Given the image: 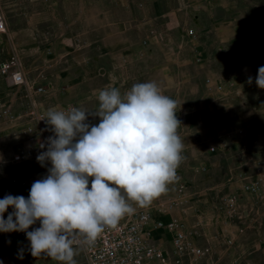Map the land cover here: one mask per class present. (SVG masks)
I'll return each mask as SVG.
<instances>
[{"label":"rangeland","instance_id":"374dc122","mask_svg":"<svg viewBox=\"0 0 264 264\" xmlns=\"http://www.w3.org/2000/svg\"><path fill=\"white\" fill-rule=\"evenodd\" d=\"M0 1L8 23L7 32L0 34V62L17 54L31 83H37L39 74L47 77L38 67L43 59L39 53H45L46 48L39 40L44 41L52 33L57 36L52 32L56 26L35 32L41 52L30 55L28 48L18 44L22 34L19 29L28 22L29 0ZM117 1L121 12L142 11L143 15L133 20L143 19L144 44L161 45L152 48V54L173 56L182 62L179 80L174 85L181 102L177 116L181 121L178 133L184 143V158L177 169L178 180L144 207L151 210L155 220L174 217L184 221L189 237L197 245L209 248L194 264H264V210H258L252 196L244 190L259 165H264V89L255 82L259 67L264 66V0H147L144 4ZM35 17L42 20L38 11ZM118 18L122 20V33L114 31L113 40L129 39L132 17ZM76 19L77 16L66 17L71 28L62 33L78 34L73 28ZM61 67L63 70L65 65ZM60 70L58 67L50 71L48 79L42 81L47 88L41 94L31 93L24 86H12L0 75V199L8 194L27 198L33 182L45 176L35 159L39 143H31L22 132L32 122L30 114L34 107L48 111L75 105L88 111L98 110V95L94 99L77 96L78 99L59 103L58 99L68 97L66 94L72 88L68 86L70 80L55 81ZM106 82L100 80L104 87ZM188 101L192 104L189 110L185 108ZM89 121L95 124L99 118L90 117ZM225 140V144L221 143ZM228 193H237L242 204L237 220V228L242 231L237 232L232 243L218 232L217 225V219L225 217L218 199ZM208 197H213L216 205L210 204ZM175 199L178 204L170 205ZM12 211L9 208L4 218ZM39 226L37 222L29 231ZM155 233L161 234L171 254L146 264H192L189 257L172 247V232L160 229ZM74 248L76 264H84L82 250ZM0 261L62 264L45 255L32 256L24 232H0Z\"/></svg>","mask_w":264,"mask_h":264},{"label":"clouds","instance_id":"9594fccd","mask_svg":"<svg viewBox=\"0 0 264 264\" xmlns=\"http://www.w3.org/2000/svg\"><path fill=\"white\" fill-rule=\"evenodd\" d=\"M255 82L264 89V66ZM98 101L95 111L49 109L42 120L53 135L38 141L36 157L42 167L50 162L48 174L33 182L27 198L0 199V232L26 233L34 257L76 264L77 237L94 242L106 226L135 211L128 201L146 206L178 180L184 143L174 99L148 81L123 94L105 88Z\"/></svg>","mask_w":264,"mask_h":264},{"label":"crops","instance_id":"0c3cea01","mask_svg":"<svg viewBox=\"0 0 264 264\" xmlns=\"http://www.w3.org/2000/svg\"><path fill=\"white\" fill-rule=\"evenodd\" d=\"M12 1L14 2L15 0ZM38 1L40 3L35 4L36 0H29L28 22L20 27L21 40L17 42L19 46L28 48V54L36 56L37 51L41 52V49L38 47V40L35 39V32L43 30L42 28L45 26L57 27L52 30V32H56L57 36L52 33L54 37L52 35L44 41L39 40V43H44L46 48L45 53H39V56L43 59L38 67L39 70H42L45 74L47 73L45 79H48V76L51 75L49 74L50 71L60 67L61 70L58 76L56 75L55 81L61 83L64 80H70L68 86L72 85V88L66 94L68 97L58 99L60 100L59 103L78 99L76 97L82 95L93 98L98 95L100 90L108 87H117L123 94L136 83L154 81L158 84L163 94L177 102L176 112L179 115L180 95H178V87L174 83L179 80L182 62L173 56L151 53L152 48L155 47L157 49L161 45H158L155 41H153L155 43L144 44L141 30L143 19L133 20L135 16L143 15L142 11L129 9L121 12L122 7H116L117 0ZM120 1L121 3H128L129 0ZM134 1L144 4L147 0ZM117 2L120 6L119 1ZM37 11L42 16L41 21L35 17ZM69 15L77 16L78 18L75 21L76 25H73V28L76 27V30L79 31L76 35L62 33V31H67L71 28V24L68 25L65 20ZM119 16L132 17L131 23H135V26L132 24L128 26L129 34L132 33L129 39L119 41L112 38V35H115L113 34L114 31H117V34L122 33V20L118 18ZM89 34L91 35L88 39L85 36ZM89 46L91 47L89 48ZM60 58L61 61H59ZM61 65H65L63 70ZM66 71L68 72L66 73ZM100 80L107 81V86L104 87L103 83L100 84ZM63 89L67 88L64 87ZM185 106L189 110L192 104L188 101ZM208 201L210 204L216 205L215 201L211 198L209 199V197ZM161 218L170 220L171 217ZM223 220L217 219L218 232L226 236L228 235L225 231L227 227ZM231 228L232 230L236 229V226L231 225ZM156 230L160 229L153 231L156 246L164 249L170 255V250L164 245V238L161 237L160 233H155ZM234 234L237 236L236 232ZM170 242L173 247L172 240Z\"/></svg>","mask_w":264,"mask_h":264},{"label":"built area","instance_id":"2783aa9c","mask_svg":"<svg viewBox=\"0 0 264 264\" xmlns=\"http://www.w3.org/2000/svg\"><path fill=\"white\" fill-rule=\"evenodd\" d=\"M7 29L8 23L0 1V34L6 33ZM190 32H193V30L191 29ZM0 75L10 85L24 86L31 93L41 94L47 88V84L43 83L45 79L43 74L38 75L37 83H31L19 56L15 53L10 54L7 59L0 62ZM71 106L77 107L75 105ZM68 107L53 109L67 110ZM47 112L39 111L34 107L30 114L32 122L22 129L23 134L26 135L31 143L45 141L47 137L53 135L51 131L47 130L49 126L42 120L47 116ZM221 143L225 144L226 140ZM223 146L225 147V145ZM216 148L211 147L210 149L216 150ZM41 151L40 149L39 153ZM15 158L18 159L19 156ZM36 163L41 166L37 159ZM50 167V162L44 167L41 166L45 175L48 174V168ZM244 188L246 193L252 196L256 208L264 210V165H259L258 171L245 184ZM212 200L216 201L213 197ZM218 201L220 202V209L225 215L223 221L227 227L225 231L228 233L226 241L232 243L236 238L234 233L242 231V229L237 228L238 211L242 204L239 203L240 198L237 193L225 194ZM128 203L131 204L135 211L131 215L126 214L123 216L115 227L106 226L94 242L89 243L84 237H77V242L74 246L82 250L85 258L84 264H146L154 259L162 260L169 254L164 249L156 246L153 233L155 229L172 232L173 247L189 257L192 264L209 252L208 247L197 245L189 237L184 221L182 222L174 217L170 218V220H163L161 217L155 220L150 209L140 206L135 201H128ZM175 204H178L177 199L170 202V205ZM231 225H235L236 229L232 230Z\"/></svg>","mask_w":264,"mask_h":264}]
</instances>
